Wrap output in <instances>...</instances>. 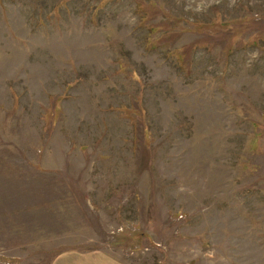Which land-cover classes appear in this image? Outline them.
<instances>
[{"label": "rangeland", "instance_id": "rangeland-1", "mask_svg": "<svg viewBox=\"0 0 264 264\" xmlns=\"http://www.w3.org/2000/svg\"><path fill=\"white\" fill-rule=\"evenodd\" d=\"M0 264H264V0H0Z\"/></svg>", "mask_w": 264, "mask_h": 264}]
</instances>
